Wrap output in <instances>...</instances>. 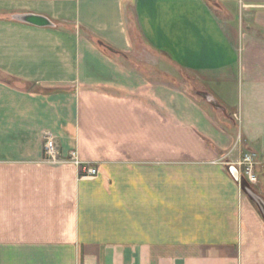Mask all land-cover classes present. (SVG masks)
Masks as SVG:
<instances>
[{
  "label": "crops",
  "instance_id": "0c3cea01",
  "mask_svg": "<svg viewBox=\"0 0 264 264\" xmlns=\"http://www.w3.org/2000/svg\"><path fill=\"white\" fill-rule=\"evenodd\" d=\"M246 152L264 179V0H0V264H264Z\"/></svg>",
  "mask_w": 264,
  "mask_h": 264
},
{
  "label": "built area",
  "instance_id": "2783aa9c",
  "mask_svg": "<svg viewBox=\"0 0 264 264\" xmlns=\"http://www.w3.org/2000/svg\"><path fill=\"white\" fill-rule=\"evenodd\" d=\"M42 154L44 160L52 163L68 162L74 164L79 169L82 176L95 177L98 174L97 166L90 162L81 161L75 150L69 151L65 157L61 158L59 156L58 145L51 133H46L43 136ZM236 165L238 166L240 177H244L249 183L256 182V160L254 153H244Z\"/></svg>",
  "mask_w": 264,
  "mask_h": 264
},
{
  "label": "water",
  "instance_id": "95a60500",
  "mask_svg": "<svg viewBox=\"0 0 264 264\" xmlns=\"http://www.w3.org/2000/svg\"><path fill=\"white\" fill-rule=\"evenodd\" d=\"M13 19L36 26H53V23L47 17L31 13L16 14L13 16ZM209 100L211 101L212 97H209ZM228 169L233 178L240 183L244 192L256 204L264 219V199L256 191H254L245 180L240 179L238 170L236 168H234L232 165H229Z\"/></svg>",
  "mask_w": 264,
  "mask_h": 264
},
{
  "label": "rangeland",
  "instance_id": "374dc122",
  "mask_svg": "<svg viewBox=\"0 0 264 264\" xmlns=\"http://www.w3.org/2000/svg\"><path fill=\"white\" fill-rule=\"evenodd\" d=\"M150 54V53H148ZM255 155V154H254ZM256 160V158H255ZM237 162V161H236ZM244 178V177H242ZM256 182L255 183H249L248 184L250 185V187L256 191L263 199H264V179H262L260 177V174L258 175L257 171H256ZM245 179V178H244Z\"/></svg>",
  "mask_w": 264,
  "mask_h": 264
}]
</instances>
